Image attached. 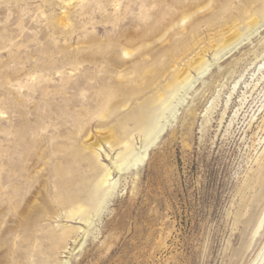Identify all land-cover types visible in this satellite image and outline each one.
I'll return each instance as SVG.
<instances>
[{"label": "rangeland", "instance_id": "1", "mask_svg": "<svg viewBox=\"0 0 264 264\" xmlns=\"http://www.w3.org/2000/svg\"><path fill=\"white\" fill-rule=\"evenodd\" d=\"M263 213L264 0H0V264H249Z\"/></svg>", "mask_w": 264, "mask_h": 264}, {"label": "bare ground", "instance_id": "2", "mask_svg": "<svg viewBox=\"0 0 264 264\" xmlns=\"http://www.w3.org/2000/svg\"><path fill=\"white\" fill-rule=\"evenodd\" d=\"M260 22H261V20L255 19L252 22V26L255 27L256 25L260 24ZM262 25H263V23H262ZM239 33L235 35V40L234 41L239 40L242 37V34H239ZM234 41L231 42V43H234ZM206 61L207 60H205V61L203 60V57L201 59H199L200 66L201 65L203 66V64L206 63ZM205 65H204V67H205ZM181 72H182V70H181ZM188 74H189V72H188ZM187 79H189V78H187ZM188 82H190V81H188ZM186 87H187V85H186ZM179 94H180V92H179ZM165 103L167 104V101ZM168 104H169V101H168ZM172 104H174V103H172ZM139 119H140V121L138 123L139 124L138 126H145L147 124L146 121L148 120V116L146 117L144 114H142ZM143 121L146 122V123L143 124L144 123ZM158 126H159V127H157L158 129L154 130L149 136H147L145 138L143 144L139 147L138 150H134L130 154H124V156H122L123 153H124V151L119 152L116 155V158L113 159V166H110V165H107V164L105 165V167L101 171V175L99 176V179L96 182V186H95V189H94V192H99L100 190L104 189V192L102 194L103 195V199H102V196L96 197V201H95V205L94 206H96L97 211L100 209L101 203L105 199L106 195L109 193L110 188L116 182L115 181L114 172L116 171V173H122L125 170H127L128 168H134L135 166H139V165H141L144 162V160H145V154L148 152V150L150 149V146H151L150 141L153 140L152 138H155L158 135V133L161 131V128L163 126V123H161L160 125L158 124ZM145 128H147V127L145 126ZM90 134L87 136V142L89 144V148L91 149L92 153L96 157H100V155H101L100 154V149H102L103 146H102L100 140L95 137V135H93V134L90 135ZM100 134H102L103 139L111 147H114L115 145H118L119 144V145H125L126 148L128 149L131 146L130 144H128L130 142V139H129L128 136L125 137V138H123V139H120V140L118 139L117 140L116 137H115V133H114L113 130H108V131L102 132ZM144 137H145V135H144ZM108 156H110L109 153H108ZM69 201H71V200L69 199ZM68 207L69 208L66 211V215H67L68 218H75V217L78 216L85 223L90 224V222L92 221V206L88 205L84 201H80V200L74 199V200H72V203ZM263 223H264V213H263V216L261 217V221H260V224H259V227H258V229L256 231L255 236L259 232V229L262 227ZM87 224H85V225H87ZM81 228L82 227H80V230H81ZM69 231H70V229H65V231H63V233H61V235H66L65 233H69ZM249 264H264V243L262 244V246L260 247V249L256 253L255 257L253 258V260H251V262Z\"/></svg>", "mask_w": 264, "mask_h": 264}]
</instances>
